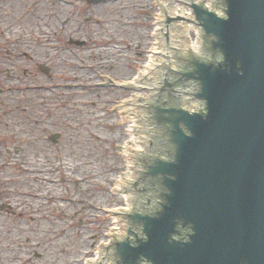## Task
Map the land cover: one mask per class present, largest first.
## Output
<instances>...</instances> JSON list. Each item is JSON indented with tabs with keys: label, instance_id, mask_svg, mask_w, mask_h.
Masks as SVG:
<instances>
[{
	"label": "water",
	"instance_id": "water-1",
	"mask_svg": "<svg viewBox=\"0 0 264 264\" xmlns=\"http://www.w3.org/2000/svg\"><path fill=\"white\" fill-rule=\"evenodd\" d=\"M157 1L166 10L156 7V33L167 28V16L183 21L171 25L174 44L164 32L160 61L149 54L143 68L148 76L159 61L150 97H137L148 98L141 105L149 138L125 186L133 207L120 213L125 232L82 264H264V0H210L209 7L206 0H180L201 27L199 52L192 50L198 36L191 13ZM107 80L101 76L100 84ZM143 82L134 81L138 88ZM120 189L109 188L111 195ZM107 216L120 224L114 211ZM110 230L119 234L122 224Z\"/></svg>",
	"mask_w": 264,
	"mask_h": 264
},
{
	"label": "rangeland",
	"instance_id": "rangeland-1",
	"mask_svg": "<svg viewBox=\"0 0 264 264\" xmlns=\"http://www.w3.org/2000/svg\"><path fill=\"white\" fill-rule=\"evenodd\" d=\"M92 1L7 0L0 5V38L39 36L52 67L42 74L32 62L18 60L11 76L6 70L0 73V88L14 87L1 98L12 102L16 87L24 86L35 89L42 84L60 91L54 121L47 119L50 114L45 116L48 110L42 106L34 113L15 111L30 117L28 127L35 128L30 131L38 138L21 142L25 133L18 118L0 117V136L5 138L0 143V264H82L81 259H92L91 250L106 241V230L118 227L107 213L125 201L109 188L116 187L122 175L123 155L117 153L129 136L127 122L114 124L120 120L112 111L130 92L100 81L104 75L125 82L135 76L137 65L147 59L148 42L154 41L157 4ZM8 66L14 68L13 61H0V67ZM26 94L15 101L23 106L41 102L39 92ZM44 95L45 103L50 102L49 93ZM57 131L59 141L52 143L48 134ZM15 145L24 151L17 153Z\"/></svg>",
	"mask_w": 264,
	"mask_h": 264
},
{
	"label": "flooded vegetation",
	"instance_id": "flooded-vegetation-1",
	"mask_svg": "<svg viewBox=\"0 0 264 264\" xmlns=\"http://www.w3.org/2000/svg\"><path fill=\"white\" fill-rule=\"evenodd\" d=\"M7 0H0V5L2 6L3 4H6ZM0 6V10L1 7ZM7 7V5H5ZM39 33V31H38ZM27 41V42H26ZM43 41V46L41 47V43L39 40V36L38 37H29V39H24V38H20V39H8V38H0V56H2L3 58H0V61H2V59L6 60V62L8 61H13L14 63V68L11 67H7L6 69L3 67H0V73H3L4 70H6V75L7 76H11L12 74L10 73L11 70H17V68H19V65L17 63L18 60L25 61V62H32L33 63V67L34 69H39V71L42 74H46V73H50L52 70V67L50 66V59H48V61L46 62L45 58H44V53H45V49H44V40ZM71 41V40H70ZM73 41V40H72ZM24 42H26L24 44ZM55 49H59L58 47H56ZM4 51V53L2 54L1 51ZM47 55V57H50V53L49 51H47L45 53ZM53 60V59H51ZM56 69V68H55ZM49 75V74H48ZM53 76V75H51ZM1 82V80H0ZM6 86V85H5ZM36 88L32 89V87L30 86H24V87H16V96H12L9 97V100H12V102H7L8 98H1L0 96V100L2 99V101H0V117H6L9 121L12 120V118L14 120H16L18 118V124L22 126V129L25 133V135L23 137L20 138L21 142H24L26 140L31 139L32 137L34 138H38L35 137L34 134L31 131H35V128L33 126H29L28 127V119L30 117H26V116H22L21 114L15 113V111L17 110H23V113H27L31 110L32 113H34L35 110H40L38 108H41L40 106L44 107V109L48 110L46 113H44V115L46 116L47 114H50V117H48L47 119H51V116H54V113L57 112L58 108H60L58 105H60V102H56L55 103V99L56 96H58L60 91H57L58 87H54V86H46V85H39V86H35ZM14 87L13 86H9L7 90H5L3 84L2 87L0 88V94L2 93H11L13 91ZM38 90V91H37ZM28 91H35V92H39L41 96V102L37 103V104H33V102L27 103L24 106L21 105V103H17L15 101V99H22L25 98L26 96H28V94H26V92ZM44 92L49 93V99L50 102H46L43 100L45 95ZM87 101H84V103H86ZM89 105V103L87 104ZM85 105V106H87ZM37 106V107H35ZM84 106V107H85ZM80 107L79 106V111H80ZM83 107V108H84ZM82 108V107H81ZM88 110V108H86ZM21 110V111H22ZM30 116H32L30 114ZM48 120V121H49ZM7 121V122H9ZM50 121H54V119L52 118ZM62 120L61 118L58 119L57 123H60ZM29 128V129H28ZM9 129V128H8ZM31 130V131H30ZM9 131H11L9 129ZM43 134L44 133H49V131H47L46 129L42 130ZM30 136V137H28ZM61 136V131H57L55 132L53 135L48 134V137L51 139L52 143H56L59 141V138ZM5 140L4 137L0 136V143L3 142ZM41 140H44V137L41 138ZM1 147L2 145L0 144V154H1ZM24 147L15 145L13 146V150L18 152H22ZM5 152L9 153L10 149H6ZM24 156V155H23Z\"/></svg>",
	"mask_w": 264,
	"mask_h": 264
},
{
	"label": "bare ground",
	"instance_id": "bare-ground-1",
	"mask_svg": "<svg viewBox=\"0 0 264 264\" xmlns=\"http://www.w3.org/2000/svg\"><path fill=\"white\" fill-rule=\"evenodd\" d=\"M156 31H157V27H156ZM148 62H150V58H149V61ZM120 227V224H118V227H116V228H119ZM115 229V228H114ZM92 259H97V255H95V256H93V258Z\"/></svg>",
	"mask_w": 264,
	"mask_h": 264
}]
</instances>
